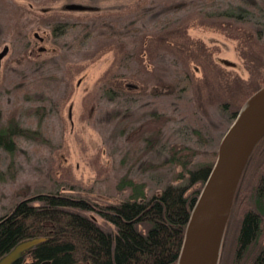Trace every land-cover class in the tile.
I'll list each match as a JSON object with an SVG mask.
<instances>
[{
    "label": "trees",
    "instance_id": "obj_1",
    "mask_svg": "<svg viewBox=\"0 0 264 264\" xmlns=\"http://www.w3.org/2000/svg\"><path fill=\"white\" fill-rule=\"evenodd\" d=\"M146 3L128 13H102L85 19L49 16L40 21L50 26L56 39L72 33L69 49H76L79 61L90 63L113 53L95 98L126 103L127 108L105 109L100 121L128 126L132 120H142L136 138L149 153L159 146L172 118L157 109V102L180 105L188 114L189 137L196 136L193 145L211 139L202 162L193 161L198 155L193 146H173L159 163L145 167L171 172L158 194L147 196L145 182L124 176L116 191H126V197L114 204L101 205L75 195L74 188L68 193L52 189L26 195L0 217V257L23 240L42 237L44 241L14 264L176 263L191 208L216 158V144L246 99L264 85V0ZM191 27L235 40L248 79L222 72L203 42L190 38ZM23 54L21 60L30 63L26 49ZM193 66L201 68V78L195 77ZM56 79L48 75L34 81L41 84ZM136 98L150 102L147 113L133 108ZM211 107L218 110L217 120L210 117ZM16 116L17 110L0 118V149L11 156L20 137H32ZM175 167L180 171L174 172ZM194 185L198 188L192 189ZM243 199L247 206L240 217L233 262L264 264V138L244 169L232 209ZM92 214L104 223H97Z\"/></svg>",
    "mask_w": 264,
    "mask_h": 264
},
{
    "label": "rangeland",
    "instance_id": "obj_2",
    "mask_svg": "<svg viewBox=\"0 0 264 264\" xmlns=\"http://www.w3.org/2000/svg\"><path fill=\"white\" fill-rule=\"evenodd\" d=\"M149 1L0 0V118L17 110L20 126L30 130L32 136L20 137L12 156L0 149V217L26 195L52 189L68 193L69 188H74L75 195L101 205L114 204L126 197V191H116L118 180L124 176L145 182L147 196L158 194L171 172L145 167L159 163L173 146H193L198 152L193 161L202 162L211 139L193 145L196 136L189 137L192 132L187 125L188 114L180 105L167 100L157 102V109L172 118L163 129L159 146L149 153L136 138L142 120H132L128 126L100 121L105 109L127 108L126 103L95 98L98 81L110 68L113 53H105L90 63L79 61L76 49H69L72 33L56 39L50 26L40 21L49 16L85 19L102 13H128ZM188 35L203 42L222 72L248 79L235 40L200 27L189 28ZM24 49L30 63L21 60ZM192 69L195 77H202L200 67ZM48 75L57 79L41 84L34 81ZM132 102L141 114L151 108L150 102L141 98ZM36 108L39 113L33 112ZM211 116L217 120L218 110L211 107ZM179 171L180 167L174 168V172ZM243 200L235 203L230 214L218 264H234L239 221L247 206ZM92 216L97 223H104L97 215ZM262 229L264 233V223Z\"/></svg>",
    "mask_w": 264,
    "mask_h": 264
},
{
    "label": "water",
    "instance_id": "obj_3",
    "mask_svg": "<svg viewBox=\"0 0 264 264\" xmlns=\"http://www.w3.org/2000/svg\"><path fill=\"white\" fill-rule=\"evenodd\" d=\"M263 138L264 85L246 99L219 141L214 163L191 208L175 264H218L236 190ZM44 240L17 243L0 257V264L16 263Z\"/></svg>",
    "mask_w": 264,
    "mask_h": 264
}]
</instances>
